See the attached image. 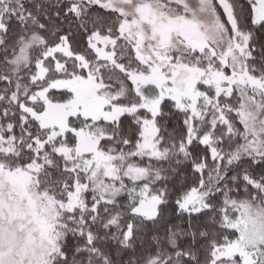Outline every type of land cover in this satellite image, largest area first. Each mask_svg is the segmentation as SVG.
<instances>
[{"label": "snow or ice", "instance_id": "snow-or-ice-1", "mask_svg": "<svg viewBox=\"0 0 264 264\" xmlns=\"http://www.w3.org/2000/svg\"><path fill=\"white\" fill-rule=\"evenodd\" d=\"M0 264H264V0H0Z\"/></svg>", "mask_w": 264, "mask_h": 264}]
</instances>
